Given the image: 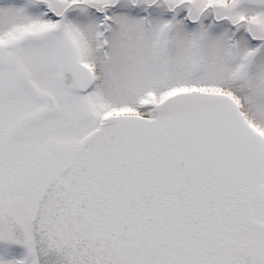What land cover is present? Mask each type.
<instances>
[{
    "label": "water",
    "instance_id": "1",
    "mask_svg": "<svg viewBox=\"0 0 264 264\" xmlns=\"http://www.w3.org/2000/svg\"><path fill=\"white\" fill-rule=\"evenodd\" d=\"M75 64L58 80L80 89ZM259 169L251 127L226 94H177L154 121L106 118L38 199V262L213 264L225 200L249 194Z\"/></svg>",
    "mask_w": 264,
    "mask_h": 264
},
{
    "label": "rangeland",
    "instance_id": "2",
    "mask_svg": "<svg viewBox=\"0 0 264 264\" xmlns=\"http://www.w3.org/2000/svg\"><path fill=\"white\" fill-rule=\"evenodd\" d=\"M10 1L0 3L4 17L14 26L24 24L30 32H63L61 38L72 54L95 65L97 83L86 100L84 116L76 121H71V108L64 106L76 97H63L50 78L37 84L40 93L57 98L62 121L54 145L42 143L41 161L31 167L22 152L14 149L0 165V241L6 242L0 244V264H16L24 259V250L29 252L28 264H37L30 229L38 191L69 160L102 111L153 119L172 95L223 92L236 100L264 139V0H21L25 5ZM46 3L63 16L43 19L42 8L31 7ZM94 9L107 16L106 61L94 52L95 23L104 17ZM54 160L51 165L49 161ZM40 176L44 180L39 181ZM254 193L259 194L251 203L257 211L264 208V185ZM16 224L23 239L14 235L11 225Z\"/></svg>",
    "mask_w": 264,
    "mask_h": 264
},
{
    "label": "flooded vegetation",
    "instance_id": "3",
    "mask_svg": "<svg viewBox=\"0 0 264 264\" xmlns=\"http://www.w3.org/2000/svg\"><path fill=\"white\" fill-rule=\"evenodd\" d=\"M10 2L11 4L18 3L25 5V2L20 0H11ZM0 3L7 2L1 0ZM1 4L0 7L2 6ZM44 5L46 6L31 7H36L40 10L42 8L43 13L48 15L42 16L43 19L53 17L56 20L63 16L56 14L47 3ZM19 8L26 9L27 7L20 5ZM94 10L97 14L104 12L97 9ZM85 21L88 25L87 20ZM99 24L100 22L98 21L95 23V31L97 29L99 31ZM101 26H103L101 30L103 31V35H105L103 44H101L102 47H99V44L96 42L94 52L99 59L106 61V57L108 56L107 41H105L107 30L104 25ZM60 28L62 30V27ZM58 32L59 30L57 29L30 32L27 31L24 24L14 26V22L11 23V19L2 15V9L0 8L1 166L4 164V159L9 157L10 152H13L14 149H19L24 159L32 167L34 163L41 161L40 149L42 148V143H49V145H54L53 143H55L53 138L57 134L58 123L62 121V119L58 118V113L61 111L62 106L59 107L57 98L53 95L40 93L37 84H42V81L45 82L50 78L52 83L62 89L63 97H76L69 105H64L67 109L71 108L72 110L73 118L71 121L79 120V118L84 116V106L87 104L86 100L96 88L97 70L95 65L89 64L90 62L85 61V59L73 55L68 44L61 38L63 32ZM248 35L251 37L250 34ZM252 39L256 40V38ZM26 45L30 48H26ZM37 45L41 47L39 50L36 47ZM74 59H78L93 71V83L84 93L67 88L57 82L59 69ZM73 72L74 70L71 71V74L76 75L79 81L84 79L83 72L76 71L77 74H73ZM38 74L39 76H37ZM78 103H81V105H78ZM65 113L69 115L70 112ZM107 114L119 113L115 110L102 111L98 115V120ZM94 128L95 125L92 129ZM92 129L90 128V131ZM41 137H45L46 140L42 142ZM52 156L53 154L50 150V158ZM54 156L56 158V154ZM49 162L52 165L56 161ZM56 173L57 170L45 180L44 184H47ZM44 177L40 176L37 179L41 181L40 179L44 180ZM34 183L37 184L38 181ZM41 191L42 189L38 191L39 194ZM258 195L251 193L238 201L226 200L230 216L223 225L220 249L214 264H264V208L256 211L251 204L256 200L255 196ZM262 195L264 197V193ZM11 226L14 235L19 239H23L21 226L17 224ZM5 243V241H0L1 246L5 245Z\"/></svg>",
    "mask_w": 264,
    "mask_h": 264
}]
</instances>
